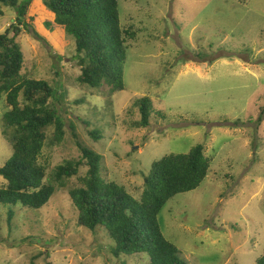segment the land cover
Here are the masks:
<instances>
[{"label": "rangeland", "instance_id": "1", "mask_svg": "<svg viewBox=\"0 0 264 264\" xmlns=\"http://www.w3.org/2000/svg\"><path fill=\"white\" fill-rule=\"evenodd\" d=\"M117 1L121 27L135 36L127 37L124 87L115 91L79 84L74 38L43 30L53 13L42 0L28 7L45 39L22 28L21 74L53 87L59 98L49 101L65 121L63 140L46 145L39 158L44 180L52 181L58 164L81 158L79 141L101 155L102 178L140 198L153 161L201 143L209 172L166 203L158 216L162 232L186 264H256L264 247V113L257 122L264 109V0ZM2 9L0 33L17 16ZM143 96L153 108L149 124L139 127L135 101ZM7 110L3 96L0 166L12 154L3 133ZM54 131L46 129L47 143ZM86 170L81 166L64 187L53 181L56 190L40 209L15 206L9 221L0 206V264L149 263L144 253L116 256L104 227L78 225L68 190L81 186Z\"/></svg>", "mask_w": 264, "mask_h": 264}, {"label": "trees", "instance_id": "2", "mask_svg": "<svg viewBox=\"0 0 264 264\" xmlns=\"http://www.w3.org/2000/svg\"><path fill=\"white\" fill-rule=\"evenodd\" d=\"M31 1L0 0V15L4 13L3 5L17 13L16 21L0 33V98L5 96L8 107L3 116V133L12 147L11 156L0 166V175L6 180L0 185V206L8 208V220L13 219L15 206L44 207L56 190L53 181L64 187L65 180L77 175L85 165L81 186L68 190L78 225L92 231L104 227L115 243L116 256L144 253L149 256L148 264H186L176 245L164 236L158 216L174 195L197 188L206 178L211 160L205 155L203 144H196L187 153H169L153 161L150 171L143 175L140 198L131 195L124 185L102 178L101 155L79 141L81 158L58 164L52 181L44 180L47 171L39 158L46 145L63 140L65 121L56 105L49 101L59 98L55 97L53 87L45 80L21 74L24 53L17 38L22 28L32 27L34 36L45 39L32 26L39 16L27 14ZM42 1L53 13L44 20L43 30L49 35L57 31L66 33L75 40L74 57L80 67L78 83L92 88L105 85L111 91L123 89L127 37L133 38L135 32L121 27L118 1ZM135 105L141 114L136 125L146 127L152 102L143 96ZM263 113L261 109L258 123ZM50 126L55 131L47 143L46 129ZM90 134L101 137L99 130ZM256 264H264V247Z\"/></svg>", "mask_w": 264, "mask_h": 264}]
</instances>
